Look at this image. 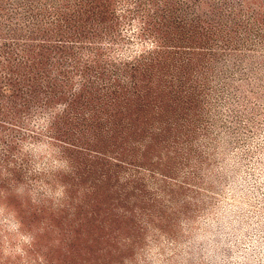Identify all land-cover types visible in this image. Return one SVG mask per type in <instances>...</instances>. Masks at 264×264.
Instances as JSON below:
<instances>
[{
  "label": "rangeland",
  "instance_id": "1",
  "mask_svg": "<svg viewBox=\"0 0 264 264\" xmlns=\"http://www.w3.org/2000/svg\"><path fill=\"white\" fill-rule=\"evenodd\" d=\"M0 264H264V0H0Z\"/></svg>",
  "mask_w": 264,
  "mask_h": 264
}]
</instances>
